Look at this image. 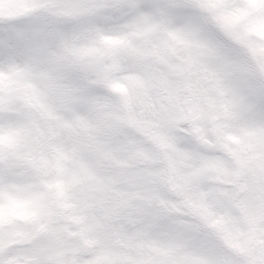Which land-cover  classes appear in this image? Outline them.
<instances>
[{
	"label": "snow or ice",
	"instance_id": "1",
	"mask_svg": "<svg viewBox=\"0 0 264 264\" xmlns=\"http://www.w3.org/2000/svg\"><path fill=\"white\" fill-rule=\"evenodd\" d=\"M8 2L26 14L0 17V264H221L216 239L239 245L229 264H264V62H221L185 23L191 0ZM219 3L264 25V0ZM106 50H130L142 66L144 102L181 155L183 199L161 193L130 161L103 175L88 162L89 144L125 150L96 128L78 80ZM41 112L52 123L35 135L25 123H39ZM184 113L203 141L179 124ZM113 235L131 251L84 256L82 241Z\"/></svg>",
	"mask_w": 264,
	"mask_h": 264
},
{
	"label": "clouds",
	"instance_id": "2",
	"mask_svg": "<svg viewBox=\"0 0 264 264\" xmlns=\"http://www.w3.org/2000/svg\"><path fill=\"white\" fill-rule=\"evenodd\" d=\"M191 3L195 15L185 23L197 29L201 38L217 50L221 62L227 64L236 61L250 67H256L257 58L264 62V25L253 27L249 22L230 16L219 0H191ZM25 14L24 8H17L8 0L0 3V17H19ZM50 15L63 17L68 13L52 10ZM44 23L48 21L45 20ZM88 55L87 52L82 54L85 58ZM160 67L167 70L163 65ZM142 73V66L130 50H126L122 56H114L106 50L100 57L99 66L95 71L87 76L78 74L81 88L87 94L88 114L96 128L103 132L104 138L111 144L122 145L125 149L101 152L97 145L89 144L88 162L96 167L98 174L103 175L109 171L120 172L124 164L118 161H130L144 170L147 178L161 193L183 199L177 187L179 170L182 167L181 155L170 145L171 129L164 122L157 121L144 102L143 89L137 83V76ZM257 75L264 79V69L258 71ZM113 85L123 86V90H117ZM178 122L190 135L203 141L197 123L191 115L180 114ZM51 123L41 112L39 123L29 118L25 127L33 129L34 134L39 135L41 128L46 130ZM88 134L87 129L82 130L86 140ZM61 210L66 214L72 212L71 208ZM19 223L27 224L23 219ZM214 234L215 229L210 228V242ZM17 239L22 240L23 235ZM215 244L221 252V264H229L227 254L239 249L238 244L234 243L229 248L220 239H216ZM82 248L87 258L100 256L104 251H131L116 235L109 237L103 245L95 240L82 241ZM144 250L149 249L145 247ZM3 251L7 253L10 250L5 248Z\"/></svg>",
	"mask_w": 264,
	"mask_h": 264
}]
</instances>
